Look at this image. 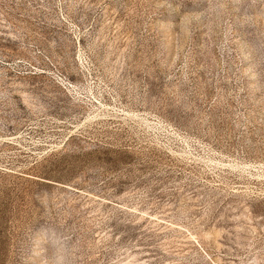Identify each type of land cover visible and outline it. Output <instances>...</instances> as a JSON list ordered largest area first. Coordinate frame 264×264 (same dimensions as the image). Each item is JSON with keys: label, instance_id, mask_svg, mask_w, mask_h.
Segmentation results:
<instances>
[{"label": "rangeland", "instance_id": "1", "mask_svg": "<svg viewBox=\"0 0 264 264\" xmlns=\"http://www.w3.org/2000/svg\"><path fill=\"white\" fill-rule=\"evenodd\" d=\"M0 264H264V0H0Z\"/></svg>", "mask_w": 264, "mask_h": 264}]
</instances>
